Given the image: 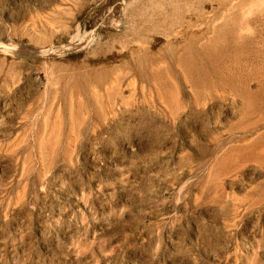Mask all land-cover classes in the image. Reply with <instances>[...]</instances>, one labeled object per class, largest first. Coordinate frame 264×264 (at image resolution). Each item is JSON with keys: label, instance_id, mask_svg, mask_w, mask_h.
I'll return each instance as SVG.
<instances>
[{"label": "rangeland", "instance_id": "obj_1", "mask_svg": "<svg viewBox=\"0 0 264 264\" xmlns=\"http://www.w3.org/2000/svg\"><path fill=\"white\" fill-rule=\"evenodd\" d=\"M0 264H264V0H0Z\"/></svg>", "mask_w": 264, "mask_h": 264}, {"label": "bare ground", "instance_id": "obj_2", "mask_svg": "<svg viewBox=\"0 0 264 264\" xmlns=\"http://www.w3.org/2000/svg\"><path fill=\"white\" fill-rule=\"evenodd\" d=\"M6 46V45H5ZM250 98H248V100H249ZM243 100V99H242ZM251 103V102H250ZM251 109H252V107H250ZM244 151V150H243ZM251 151V150H250ZM245 153V152H244ZM247 153V152H246ZM250 153V152H249ZM253 153V152H252ZM252 153H250V154H252Z\"/></svg>", "mask_w": 264, "mask_h": 264}]
</instances>
